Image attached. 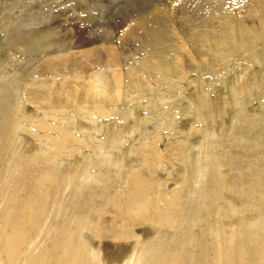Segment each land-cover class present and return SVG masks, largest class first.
<instances>
[{
	"label": "rangeland",
	"instance_id": "1",
	"mask_svg": "<svg viewBox=\"0 0 264 264\" xmlns=\"http://www.w3.org/2000/svg\"><path fill=\"white\" fill-rule=\"evenodd\" d=\"M14 1L0 0V64L3 63L0 66V211L7 208L6 213L4 210L1 213L4 218L0 227L6 224L7 231L12 232V227L18 226L19 218L23 217V209L19 211L18 207H30V201L39 203L40 221L31 230L33 239L41 230L44 234L35 239L38 242L34 254L26 256L31 258L26 264L48 263V255L54 248L59 249L60 254L54 250L50 264H62L67 262L68 258H62L70 249L92 243V248L103 246L112 257L124 246L116 248L115 237L129 225L139 227L134 234L140 230L142 247H154L156 253L163 256L164 264H264V0H21L16 5L18 8L10 11ZM157 6L164 13L161 20L153 17ZM7 14L19 34L48 37L45 42L48 52L57 39L70 37L69 41L74 42L81 37L89 38L92 34L88 31L81 37L74 34V30L83 26L80 21L96 31V43L71 48L62 51L63 54L54 53L62 55L58 57L60 61L49 53L52 56L45 59L57 60L42 68L40 60L45 59L28 53L27 43L19 45L20 39L9 36L4 30ZM50 29L54 34H49ZM185 44L192 58L179 60L180 49ZM88 46L97 55L89 57V54L79 53L90 49ZM109 46L116 49L122 63L121 73L120 70L112 72L116 64L110 65L108 58L105 59L110 57L105 50ZM71 50L77 52L76 61ZM77 60L82 61L81 64H77ZM180 62L185 63V67ZM29 63L34 69L24 78L23 71L30 68L26 67ZM104 70L109 82L114 81V73L115 77H119L118 72L122 74L120 88H117L120 101L111 98L105 105L93 107L90 103L92 107L87 106L89 101L83 100L86 83L94 78L95 72ZM105 77L91 82H96L94 86L100 82L103 87L108 83ZM68 78L83 86L72 85L82 91L76 94L77 103H68L70 84L53 86L54 82L61 83ZM39 80H45V84L35 90L41 91L42 97L30 101L29 88L36 87L32 84ZM22 114L29 118L23 119ZM18 122L22 127L17 126ZM32 131L36 134L34 137H30ZM21 137L24 143L27 138L29 149L15 153V141L19 142ZM63 137H68L67 141L65 138L63 141ZM10 141H14L13 147ZM60 142L68 145L62 146ZM151 142H155L157 152L148 159L160 170L154 179L161 185L152 188L154 182L145 183L149 192L143 191L141 203L137 200L134 205L127 204L124 202L127 197H121L123 207L114 206V192L122 196L123 191H127V177L135 168L143 167V173L147 172L144 167L148 161L143 154ZM124 144L129 147L128 158L114 164L113 159L124 154ZM101 150L107 153L102 155ZM87 155L92 156L95 164L90 171H82V176L85 178L89 173L94 182L86 185L84 194L80 193V186L86 179L81 175L72 179L70 174L72 167L80 166ZM151 163L148 167L152 170ZM180 169H186L187 173H180ZM105 174L110 176L105 177ZM181 177L184 179L180 182ZM59 183L62 187L57 191ZM184 183L188 185L187 192L179 193L175 207L170 208L176 209L179 205L174 211L175 219L184 220L171 226L152 219L158 216L164 201L172 199V191L182 188ZM70 185L73 190L68 188ZM69 190L63 201L64 208L57 210L51 206L54 198ZM44 207L48 211L44 212ZM32 212L37 213V210ZM91 212L94 216H89ZM149 219L154 225L147 222ZM253 224L254 229H248ZM47 228L49 234H46ZM233 229L240 232L248 229L250 234L246 236L250 243L242 244L246 231L243 236L238 232L234 248ZM112 231L115 236L110 234ZM133 231L130 229L128 234L133 235ZM97 232H101L100 238ZM132 243L128 248L134 247ZM28 247L26 244L22 251L28 252ZM77 252H81L80 248ZM141 253L142 250H129L114 264H132ZM111 257L112 263L116 259L111 260Z\"/></svg>",
	"mask_w": 264,
	"mask_h": 264
},
{
	"label": "bare ground",
	"instance_id": "2",
	"mask_svg": "<svg viewBox=\"0 0 264 264\" xmlns=\"http://www.w3.org/2000/svg\"><path fill=\"white\" fill-rule=\"evenodd\" d=\"M20 1L21 0H15L14 1V4L12 5V8L11 9H9L10 11H13L15 8H18L16 5H18V4H20ZM53 5H54V3H53ZM9 7V6H8ZM39 8V7H38ZM38 10V9H37ZM39 10H40V8H39ZM38 10V11H39ZM43 11V10H42ZM186 11V10H185ZM184 11V12H185ZM44 12V11H43ZM65 12V11H64ZM167 13V12H166ZM172 13V12H171ZM41 14V13H40ZM64 14V13H63ZM168 14V13H167ZM249 14V13H248ZM259 14V13H258ZM44 15V14H43ZM43 15H42V17H43ZM67 15H69V14H67ZM175 15V14H174ZM163 16H164V13H163V11L160 9V7H156L155 9H154V12H153V17H156V18H158V20H161L162 18H163ZM248 16V15H247ZM255 16H258V15H255ZM70 17V16H69ZM258 17H260V16H258ZM8 18H9V15L7 14L6 15V17H5V24H4V30L5 31H7V34L10 36V34H11V36L13 37H18L20 40H18V42H19V45L21 44V43H25V45H26V43L28 44V46H29V48H27L26 47V50H27V52L28 53H30V54H34V55H40L42 58H44V57H46V56H50L51 54H49V53H52V54H54V53H58V52H61L62 53V51L64 52V51H68V49H71V48H73V49H76V48H79V47H82L83 48V46H85V45H93L94 43H96V40L95 39H97L96 37V35H97V33H96V31L93 29V28H91V26L89 25V26H87L86 24H84V23H82L81 21H80V25H83V26H79V30L78 31H76V30H74L75 32H74V34L75 35H77V36H79V37H81L82 36V34L83 33H87V31L89 32V33H91L90 35V37L89 38H87V37H85V38H83V39H79L78 41H74V42H70L69 41V38L70 37H67L66 39L65 38H61V39H57L54 43H52V45L48 48V50L50 51V52H48L47 51V47H45V42H47L48 40H47V38L46 37H44V36H36L35 34H31V35H25V34H19V32H18V27H15V28H13L12 27V25L10 24V22H9V20H8ZM93 19V18H92ZM232 19V18H231ZM261 19V18H260ZM44 20H45V18H44ZM48 21V20H47ZM94 21V20H93ZM41 22H43V21H41ZM242 22V21H241ZM260 22V21H259ZM22 23V22H21ZM25 24H27V23H25ZM88 24V23H87ZM140 24V23H139ZM47 25V24H46ZM40 26V25H39ZM70 26H68V28H69ZM67 28V27H66ZM174 28H175V26H174ZM12 29H14V31H15V33L13 32V30ZM65 29V28H64ZM187 29V28H186ZM72 30V29H71ZM140 30H142V26L140 27ZM238 30V29H237ZM41 31V30H40ZM144 31V33L146 32V30H143ZM3 32V31H2ZM37 32V31H36ZM43 32V31H42ZM58 32V31H57ZM62 32H64V31H62ZM105 32V31H104ZM14 33V34H13ZM38 33V32H37ZM46 33V32H45ZM54 34L53 33V30L52 29H50V33L49 34ZM190 33H191V30H190ZM190 33H189V31H188V34L190 35ZM41 34V33H40ZM61 34V33H60ZM72 34H73V32H72ZM73 34V35H74ZM102 34V33H101ZM17 35V36H16ZM45 35V34H44ZM48 35V34H47ZM46 35V36H47ZM74 35V36H75ZM127 35H128V33H127ZM126 35V36H127ZM49 36V35H48ZM53 36V35H52ZM52 36H50V38L52 37ZM54 36H56V35H54ZM84 36V35H83ZM188 36V35H187ZM193 36V35H192ZM57 37V36H56ZM65 37V36H64ZM78 37V38H79ZM181 37V36H180ZM194 37V36H193ZM49 38V39H50ZM74 38H76V37H74ZM182 38V37H181ZM12 39V38H11ZM54 39V38H53ZM71 39V38H70ZM72 39H73V37H72ZM186 39V38H185ZM191 39H193V38H191ZM195 39V38H194ZM10 40V39H9ZM66 40H68L67 42H66ZM74 40V39H73ZM181 40V39H180ZM182 40H183V38H182ZM17 41V40H16ZM99 41V40H98ZM97 41V42H98ZM106 42H107V40H105ZM193 41V40H192ZM227 41H229V40H227ZM226 41V42H227ZM17 42V43H18ZM184 42V41H183ZM51 43V42H50ZM108 43V42H107ZM122 43V42H121ZM125 43V42H124ZM185 43V42H184ZM105 44V43H104ZM179 44V43H178ZM226 44V43H225ZM9 45V44H8ZM22 45V44H21ZM106 45V44H105ZM104 45V46H105ZM213 45H214V43H213ZM24 46V45H23ZM99 46V45H98ZM103 46V47H104ZM177 46V45H176ZM195 46V45H194ZM226 46V45H225ZM225 46H223V47H225ZM229 46V45H228ZM89 47V46H88ZM221 47V46H220ZM19 47H17L16 49H18ZM90 49H84L85 51H80L79 53H81V54H83L84 55V53L85 54H87V56H88V54L90 55L89 57H93L92 55H94L96 52H92V51H90L91 49H92V47H89ZM194 48V47H193ZM192 48V49H193ZM215 48V47H214ZM217 48H218V46H217ZM222 48V47H221ZM103 49H105V48H103ZM216 49V48H215ZM14 50V49H13ZM93 50L94 51H97V50H99L98 48H96V50L93 48ZM105 50H107V54H109V56L110 57H106L105 59H107L106 61H108V63L111 65V64H116V65H113V66H115L116 68L112 71V72H117L118 70H120L119 72L121 73L122 71V67H121V64L122 63H120V59H118L119 58V56L118 55H116V49H114V48H111L110 46L107 48V49H105ZM181 50V55H180V58H179V60H181V59H187L188 57L190 58H192V54H191V51H190V49H189V47H188V45H183L182 46V48L180 49ZM195 50V49H194ZM218 50V49H217ZM17 51V50H16ZM71 51H74V50H71ZM117 51H118V49H117ZM177 51V50H176ZM213 51V50H212ZM219 51V50H218ZM14 52V51H13ZM47 52V53H46ZM39 53V54H38ZM78 53V54H79ZM98 53V52H97ZM99 53L101 54L102 52H100L99 51ZM214 53H216V52H214ZM63 54V53H62ZM65 54V53H64ZM70 54V53H69ZM74 54H76L77 55V52H73V56H72V52H71V56L73 57V59L75 58L74 57ZM80 54V55H81ZM99 54V55H100ZM227 54V53H226ZM55 55V54H54ZM82 55V56H83ZM95 55H97V54H95ZM99 55L97 56L98 58H99ZM52 56V55H51ZM55 56H57V59H58V57H60L61 58V56L62 55H55ZM54 56V57H55ZM86 56V55H85ZM101 56H102V54H101ZM64 57V56H63ZM72 57H71V59H72ZM77 57V56H76ZM46 58H48V57H46ZM50 58V57H49ZM59 58V59H60ZM45 59V58H44ZM54 59V58H53ZM57 59H54V60H57ZM58 59V60H59ZM66 59H67V56H66ZM68 59H70V58H68ZM72 59V60H73ZM78 59V58H77ZM94 59H96V58H94ZM105 59H103V60H105ZM54 60H52V58L51 59H45V60H40V61H42V63L40 64L39 63V61H38V63L40 64V66L39 67H44V66H46L47 64H50L51 63V61H54ZM61 60V59H60ZM59 60V61H60ZM62 60H64V59H62ZM90 60H92V59H90ZM90 60H89V62H90ZM103 60H102V62H103ZM179 60H178V62H179ZM191 60V59H190ZM44 61V62H43ZM74 61H76L75 59H74ZM74 61H73V64H74ZM78 61V60H77ZM97 61V60H96ZM99 61V60H98ZM97 61V62H98ZM101 61V60H100ZM105 61V62H106ZM57 63H58V61H56ZM67 62V61H66ZM71 62V61H70ZM80 62H82V61H78L77 62V64L79 63V64H81ZM102 62H100V64H102ZM185 62V61H184ZM38 63H36V64H38ZM52 63H54V62H52ZM60 63V62H59ZM65 63V62H64ZM91 63V62H90ZM94 63V62H93ZM99 63V62H98ZM56 64V63H55ZM72 64V63H71ZM72 64V65H73ZM83 64V63H82ZM88 64V63H87ZM99 64V65H100ZM180 64L182 65V66H184L185 67V63H181L180 62ZM1 65H3V63H1L0 64V66ZM91 65V64H90ZM90 65H89V67H90ZM93 65H95V64H93ZM98 65V64H97ZM103 65H105L104 63H103ZM102 65V66H103ZM110 65H106L108 68H110L111 66ZM77 66H79V65H77ZM84 65H82V67H83ZM101 66V65H100ZM99 66V67H100ZM101 66V67H102ZM110 66V67H109ZM26 67H30V63H29V65H27ZM71 67V66H70ZM74 67H76V66H74ZM88 66H87V69L89 68ZM106 67V68H107ZM33 67L31 66L28 70H24L23 71V77L24 78H26L27 76H28V72L30 73V72H33V69H32ZM77 68V67H76ZM75 68V69H76ZM81 68V67H80ZM86 68V67H85ZM95 68H96V66H95ZM105 68V69H106ZM71 69V68H70ZM74 69V68H73ZM73 69H71V70H73ZM74 69V70H75ZM90 69V68H89ZM97 70H99V68H96ZM102 69V68H101ZM90 70H92V69H90ZM94 70V69H93ZM77 71H80V70H77ZM81 71H83V69H81ZM74 74H75V72L74 71H72ZM84 72V71H83ZM88 71H86L85 73H87ZM111 72V71H110ZM119 72H118V76L119 77H115V73H114V75L112 76L113 78H114V81H112V82H109V78L107 79L105 76H104V74L106 73V71L104 70V71H97V72H95V75H93L94 76V78H91V77H89V78H91L92 80L91 81H96V78H103V77H105V80L107 81L108 80V83L106 82L105 83V85L102 87V84L100 85V82H99V85H100V87L101 88H99L98 90H97V87L99 86V85H97V86H94L95 85V83L94 82H89L88 80V84L86 83V85H87V87H85V88H87V90H85L86 91V93L83 95V100H86V101H89V104L90 103H92V104H90V105H87V106H93V107H95L96 106V104H100V105H105V104H107V103H110L111 102V100L113 99L114 101H120V97H121V94H120V92H119V90H117V88L119 87L120 88V83H121V80H122V74H119ZM72 73V74H73ZM82 73V72H81ZM80 73V74H81ZM91 73V72H90ZM124 73V72H123ZM69 74H70V72H69ZM68 74V75H69ZM72 74H70V75H72ZM77 74V73H76ZM76 74H75V76H76ZM88 74V73H87ZM63 75H65V73L63 74ZM63 75H61L62 77H63ZM90 75V74H89ZM108 76H109V74H107ZM59 76V75H58ZM65 76H67V74L65 75ZM80 76H82V75H80ZM86 77V75H83V77ZM90 76H92V74L90 75ZM22 77V78H23ZM60 77V76H59ZM81 78V77H80ZM89 78H86V79H89ZM64 79H66V78H64ZM69 79H71V78H68V81H66V80H63L61 83L59 82V81H56V82H54L53 83V86L56 88L57 87V85H61V84H63V85H71L70 87L68 86L67 88H68V92H69V95H70V93H71V95L67 98L68 99V103L70 104L72 101L74 102V103H77L76 101H74L75 100V97H76V94H79L78 92L80 91L79 90V86H80V82H79V84H76V82H71ZM85 79V80H86ZM97 79V80H98ZM1 80V79H0ZM78 80V79H77ZM80 80V79H79ZM83 80L81 79V82H82ZM60 83V84H57V83ZM77 82V83H78ZM85 82V81H84ZM43 84H45V80H39V81H36L35 82V84H32V85H36V87H34V88H29V93H30V95H29V97H30V101H32V100H34V101H38L39 99L37 98V97H39V98H41L42 97V92L40 91V92H37V91H35V90H37L38 88H41L42 86H43ZM82 84H83V82H82ZM31 85V86H32ZM72 85H78V87L77 86H75V89L77 90H75L73 87L74 86H72ZM85 85V84H84ZM85 85V86H86ZM82 86V85H81ZM81 86H80V88H81ZM83 87V86H82ZM82 90H83V88H82ZM113 91H117V94H114L113 93ZM80 92H82V91H80ZM99 92H101V93H99ZM224 93V92H223ZM76 98H78V97H76ZM112 98V99H111ZM79 99V98H78ZM77 99V100H78ZM80 99H82V98H80ZM82 100V101H83ZM79 101V100H78ZM67 103V104H68ZM83 103H85V102H83ZM66 104V105H67ZM87 104V103H86ZM34 105V104H33ZM74 105V104H73ZM79 105V104H78ZM76 106H77V104H76ZM91 106V107H92ZM79 107H80V105H79ZM98 107V106H97ZM84 108V107H83ZM85 109H88V108H86V106H85ZM89 110V109H88ZM91 110H92V108H91ZM25 113V112H24ZM244 113V112H243ZM22 116H23V119L24 118H29V116L27 115V114H22ZM22 119V120H23ZM21 122V121H20ZM17 126L18 127H22V126H20L19 125V122H18V124H17ZM38 126V125H37ZM40 126V125H39ZM42 127V126H41ZM41 127H37V129H40ZM44 127V126H43ZM42 127V128H43ZM58 128V127H57ZM62 128V127H61ZM60 129V128H59ZM68 129V128H67ZM67 129H65V130H67ZM65 130H64V133H65ZM39 131V130H38ZM33 132V131H32ZM31 132V133H32ZM60 132H62V131H60ZM67 133V132H66ZM65 133V134H66ZM30 134V133H29ZM63 134V133H62ZM65 134H63V135H65ZM31 135H32V137H34L36 134H35V132H33L32 134H30V137H31ZM34 135V136H33ZM39 135V134H38ZM67 135H68V133H67ZM43 136V135H42ZM73 136V135H72ZM71 136V137H72ZM44 137V136H43ZM69 137V136H68ZM67 137V138H68ZM75 137V136H74ZM16 138V137H15ZM38 138H40V137H38ZM37 138V139H38ZM47 138H49V136L47 137ZM62 138V137H61ZM65 137H63V141L66 139V141H67V138H65ZM43 139V138H42ZM23 140V137H21L20 138V140H19V142H21ZM26 140H27V138H26ZM25 140V142L26 143H24V142H21V143H19V142H16L15 140V146H16V151H14L15 153H19V152H23V151H25V150H28L29 149V145H27L28 143V141H26ZM29 140V139H28ZM52 140V139H51ZM54 140V139H53ZM78 140V139H77ZM14 141H10V143H11V147H13V142ZM31 141V140H30ZM58 141V140H57ZM56 141V142H57ZM65 141V142H66ZM69 141V140H68ZM43 142H44V140H43ZM49 142V141H48ZM83 142V141H82ZM41 143V142H40ZM58 143V142H57ZM56 143V144H57ZM74 143H76V142H74ZM78 143V142H77ZM80 143V142H79ZM55 144V143H54ZM59 144H61L62 145V142H60ZM67 144V143H66ZM65 144V145H66ZM201 144V143H200ZM45 145V144H44ZM60 145V146H61ZM64 145V142H63V145L62 146H65ZM68 145V144H67ZM75 145V144H74ZM80 145H82V143L80 144ZM87 145V144H86ZM94 145H96V144H94ZM122 145V144H121ZM202 145V144H201ZM61 146V147H62ZM70 146L71 145H69L68 147H69V149H70ZM76 146V145H75ZM41 147V146H40ZM44 147V146H43ZM80 147V146H79ZM49 148V147H48ZM59 148V147H58ZM73 148V147H72ZM77 148V147H76ZM103 148H105V147H103ZM196 148V147H195ZM56 149H57V146H56ZM65 149V148H64ZM78 149V148H77ZM100 149V148H99ZM15 150V149H14ZM65 150H68V148L67 149H65ZM64 150V151H65ZM11 151H12V149H11ZM48 151V150H47ZM102 151V150H101ZM124 154H122L121 153V155H119L116 159H113V163L115 164H118V163H123V162H125L126 161V159L128 158V155H129V147L128 146H126L125 144H124ZM54 152V151H53ZM59 152V151H58ZM73 152V151H72ZM156 152H157V148H156V144H155V142H151V143H149L148 145H147V149L144 151V154H143V157H144V159H145V161L147 162L148 161V163L146 164V166L148 167V164L149 163H151L150 162V160L148 159V156H152V155H155L156 154ZM24 153V152H23ZM61 153H63V152H61ZM100 153V152H99ZM106 154L107 153V151L105 150V151H102L101 152V154ZM43 154V153H42ZM54 154V153H53ZM76 154V153H75ZM102 154V155H103ZM18 154H16V156H17ZM62 155V154H61ZM77 155V154H76ZM79 155V154H78ZM72 156H73V154H72ZM80 156V155H79ZM85 156V155H84ZM88 156V155H87ZM86 156V160H84L83 159V162H82V164L79 162V164H81L80 166H77L75 169H74V167H75V165L72 167L73 169H72V171H71V176H72V179L75 177V175H77V177L79 176V175H81V178L82 179H86V183L84 184V185H81L80 187H81V189H80V193H83L84 192V194H85V192H86V190H84L85 188H86V185L87 184H91V183H93L94 182V178H91V174H87L86 175V177L85 178H83V172L82 171H84V170H86V169H88L89 171H90V168H92L93 169V167H94V161L92 160V156L91 155H89L88 157ZM176 156L177 155H175L174 157L176 158ZM53 157V156H52ZM59 157H60V155H59ZM96 157V156H95ZM4 158V157H3ZM73 158V157H72ZM98 158V157H97ZM178 158V157H177ZM176 158V159H177ZM40 159V158H39ZM63 159V158H62ZM61 159V160H62ZM81 159V158H80ZM97 161H98V159H96ZM95 160V161H96ZM77 162H78V160H77ZM142 163H144L143 161H142ZM14 163H12V165H13ZM78 164V163H77ZM76 164V165H77ZM78 164V165H79ZM11 165V166H12ZM151 165L153 166V169L151 170V168L150 167H148V168H150V170L151 171H149V169L145 166L144 168H146L147 169V172H145V170H144V173H143V169H141V168H143V167H141L140 169L139 168H135V171L131 174V176H128L127 177V181H126V192L125 191H123V194H122V196L120 195V194H117V193H115L114 192V194H116V196H114V198H113V205L114 206H116V207H120V206H122L123 207V205H122V201L120 202V198L121 197H127V199L126 200H124V202H126L127 204H131V205H134V203L137 201V200H139L140 201V203L142 202V197L145 195V192H146V194L149 192H147V189H146V186H145V183H148V185H149V183H151V182H154V184L152 185V188L153 187H155V186H159V185H161V182L159 181V180H157V181H155V176H156V174H158L159 172H160V170L158 169V170H156L157 168L151 163ZM140 166H142V164L140 165ZM150 166V165H149ZM13 167H15L16 168V166H13ZM68 168V167H67ZM15 170V169H14ZM57 170V169H56ZM59 170V169H58ZM61 170V169H60ZM106 170V169H105ZM186 170V169H185ZM185 170H183V169H180V173L183 171H185ZM63 171V170H62ZM188 171V170H187ZM15 172V171H14ZM186 172V171H185ZM184 172V173H185ZM62 173V172H61ZM187 173V172H186ZM65 174V173H64ZM109 174V173H108ZM108 174H105V177H106V175H108ZM183 174V173H182ZM60 175H63V174H60ZM140 175H142V176H140ZM146 175V176H145ZM64 176V175H63ZM108 176H110V175H108ZM112 177H113V174L111 175ZM169 176H170V174H169ZM96 177V176H95ZM172 177V176H171ZM174 177V176H173ZM53 178H55L54 176H53ZM98 178V177H97ZM109 178V177H108ZM183 177H181L180 178V182H181V179H182ZM72 179H69V180H72ZM105 179H107V178H105ZM184 179V178H183ZM100 180H101V177H100ZM146 180H148V181H146ZM105 181V180H104ZM168 181V180H167ZM179 182V181H178ZM60 184V183H59ZM152 184V183H151ZM55 185V184H54ZM62 184H60V186H58V188H56L57 189V191H60V189H61V186ZM148 187V186H147ZM188 187V185H186L185 183H184V185H183V187L182 188H180V189H177V190H173L172 191V199H170V201L168 200H166V201H164V204H163V206L161 207V209H160V211H159V213H158V216L156 217V218H153L152 217V219H155V220H157L158 222H159V224H168V225H173V223H177V221L178 222H180V221H182V220H184L182 217L181 218H179V219H175V216H176V212L174 213V211L178 208V206L176 207V209H170L174 204H175V202H176V199H177V197L179 196V193H185V190H186V188ZM68 188H73V187H71V185L70 186H68ZM150 188H151V186H150ZM185 188V189H184ZM123 189V188H122ZM73 190V189H72ZM152 191H154L153 189H151ZM56 191V192H57ZM111 191H113V189L111 190ZM143 191H145V192H143ZM47 192H48V190H47ZM70 192V190L68 191V192H66L65 194H62V195H60V196H58L57 198H54V201H53V203H52V205L51 206H53L54 205V207L57 209V210H61L62 208H64V204H63V201H65V197L67 196V194ZM79 192V191H78ZM151 192V191H150ZM186 192H187V190H186ZM189 192V191H188ZM157 193V192H156ZM75 194V193H74ZM83 194V195H84ZM158 194V193H157ZM78 195H79V193H78ZM78 195H77V197H78ZM82 195V194H81ZM171 195H170V197H171ZM75 196V195H74ZM188 196V195H187ZM48 197L49 196H47L46 197V203H45V205H47V200H48ZM73 197V196H72ZM186 197V196H185ZM76 198V197H75ZM82 198V197H81ZM145 198V197H144ZM169 198V197H168ZM180 198V197H179ZM35 199V198H34ZM79 198H76L75 200H78ZM37 200H38V198H37ZM74 200V199H73ZM82 201V200H81ZM85 201V200H84ZM256 201V200H255ZM73 202V201H72ZM81 203V202H80ZM178 203V202H177ZM179 203H181V201L179 202ZM1 204V203H0ZM177 205V204H176ZM30 207H31V209H30ZM30 207L28 206V205H25L23 208H21V207H18L19 208V211L20 210H22L23 209V217L20 219L19 217H20V215H19V220H18V222H19V225L18 226H13L12 227V232H8L7 230H8V226L5 224V226L2 228V227H0V257L2 258V259H0V264H26L28 261H30V259H28L30 256H32L34 253H33V251H34V249H35V245H37V240L40 238V236L41 235H43L44 234V231L43 230H41V231H39V236L38 237H35V239L37 238V240H35V239H33V234H32V227L34 228V226H36V225H38V223H39V221H40V219H38V217L40 216V211H39V203L37 202V201H30ZM174 207H175V205H174ZM6 209L7 208H3L1 211H0V224L2 223V219L4 218L3 217V215L1 214L2 213V211L4 210V212L6 213ZM67 209V211H68V209H69V207H67L66 208ZM233 209H234V206H233ZM37 210V213H34V212H32V211H36ZM27 211L29 212V213H27ZM45 211H48V208L47 207H44V212ZM53 211H54V208H53ZM178 211V210H177ZM53 213V212H52ZM178 213V212H177ZM58 214V213H57ZM180 214V213H179ZM178 214V215H179ZM94 216V214L91 212L90 213V215L89 216ZM178 217V216H177ZM94 218V217H93ZM146 219H147V217H146ZM47 220V219H46ZM147 222H150V223H152L153 224V222H152V220L151 219H149ZM180 224V223H179ZM183 224V223H182ZM248 224V223H247ZM259 224V223H258ZM149 225H151V224H149ZM154 225V224H153ZM166 226V225H165ZM161 227V226H160ZM168 227V226H167ZM180 227V226H179ZM251 227H253V229H254V224H253V226L251 225L248 229H250ZM2 228V229H1ZM80 228H82V227H80ZM139 228V227H138ZM138 228H136V226H134V225H129L128 226V228H126L125 230H123L121 233H120V235H118V236H116L115 237V240H116V244H114V245H116V248L117 247H121V246H119V245H121V244H123L124 246H123V248L121 247V249H120V252L118 253V254H114L113 252V254L114 255H112V257L111 256H109V254H110V252L108 253L107 251H105L104 249H103V246H101L102 248L100 249V247H99V249L98 248H92V245H94L93 243L92 244H83V245H81L79 248H80V250H81V252L80 253H78L77 252V249H79V248H72V249H70L67 253H66V255L62 258V260H64V259H66V258H68V260H67V262H64V263H62V264H104V263H106V264H114L116 261H117V259H121V257L123 256L122 254H126L127 253V251H129V250H137V251H139V250H142V253H141V255H140V257H138V255L136 256V258H135V262L134 263H132V264H164V262H163V256L158 252V253H156V251H155V248L154 247H150L151 249H144L143 247H142V244L139 242V239H140V237H141V233H140V230H138V234L137 233H135L134 234V232H135V230L136 229H138ZM174 228V227H173ZM37 229V228H36ZM130 229H132V230H134L133 231V235H129L128 234V231H130ZM248 229H242L241 230V232H240V230H235V229H233V233L231 234V240H232V246L234 247V248H236V244L238 243V241L236 242L234 239H235V237L237 236V234L236 233H238L239 232V236H241L242 235V233L244 232V231H246L245 232V234H243V235H245L246 236V234H250V232L248 231ZM49 228H47L46 229V234H49ZM142 231V230H141ZM253 231V233H255L256 232V230L254 231V230H252ZM37 232H38V229H37ZM259 232V231H258ZM261 232H263L262 231V229H261ZM220 233V231L218 232V234ZM91 234V233H90ZM111 235L113 234V236H115L114 235V233H113V231L110 233ZM37 235V234H36ZM101 232H97V237L98 238H100L101 237ZM242 235V236H243ZM256 235V234H255ZM85 236H86V234H85ZM85 236H83L82 235V237L85 239ZM252 236H253V234H252ZM222 237V236H221ZM256 237V236H255ZM258 238V237H257ZM259 238H260V236H259ZM258 238V239H259ZM93 239V238H92ZM222 239V238H221ZM225 239V238H224ZM237 239H238V237H237ZM242 239H244L243 240V242H242V244H249L250 243V239L246 236V238H242ZM256 239V238H255ZM261 239V238H260ZM86 240V239H85ZM88 240V239H87ZM98 241H99V239H97ZM92 241V240H91ZM94 241V240H93ZM222 241V240H221ZM225 241H227V240H225ZM242 241V240H241ZM252 241V240H251ZM256 241V240H255ZM131 242H133L132 244H133V246L134 247H132L131 249L130 248H128V246L131 244ZM230 242V241H229ZM254 242V241H253ZM89 243V242H88ZM120 243V244H119ZM218 243V242H217ZM225 243V242H224ZM254 243H256V242H254ZM26 244H28L29 245V251L28 252H26V253H24L23 251H22V249L26 246ZM96 244V243H95ZM98 244V243H97ZM239 244H240V241H239ZM126 245V246H125ZM224 245V244H223ZM227 245H230V244H227ZM252 245V244H251ZM262 245V244H261ZM264 245V244H263ZM222 246V245H221ZM225 246V245H224ZM255 246V245H254ZM56 247V246H55ZM95 247H96V245H95ZM107 247V246H106ZM106 247H105V249H106ZM226 247H229V246H226ZM225 247V249L226 250H228L227 248ZM240 247V246H239ZM245 247H246V245H245ZM247 247H249V246H247ZM261 249H262V246H259ZM221 248V247H220ZM222 248H223V246H222ZM221 248V249H222ZM258 248V247H257ZM56 249L57 248H54V250L56 251ZM125 249V250H124ZM129 249V250H128ZM252 249V248H251ZM256 249V248H255ZM54 250H53V252H54ZM117 250V249H116ZM127 250V251H126ZM248 250V249H247ZM246 250V251H247ZM257 250V249H256ZM121 251H125V252H121ZM234 251V250H233ZM242 251V250H241ZM263 251V250H262ZM53 252H51V254H49L48 255V257L51 259V257H52V255H53ZM219 252V251H218ZM224 252V251H223ZM236 251H234L233 253H235ZM239 252V251H238ZM259 252H261V250L259 251ZM56 253L59 255L60 254V250L59 249H57V251H56ZM116 253V252H115ZM221 253H222V251H221ZM220 253V254H221ZM226 253H228V252H226ZM252 253H254L253 252V250H252ZM263 253V252H262ZM30 254V255H29ZM125 254H124V256H125ZM223 254V253H222ZM238 254V253H237ZM227 255V254H226ZM235 256H236V254H234ZM246 255H248V253L246 254ZM245 255V256H246ZM250 255V254H249ZM253 255V254H252ZM26 256H28V258L26 257ZM223 256V255H222ZM222 256H219V258L221 257L222 258ZM230 256V255H229ZM229 256L227 257V258H229ZM255 256V255H254ZM110 257H111V260L112 259H116L114 262L112 261V263H111V261H110ZM225 257V256H224ZM223 257V258H224ZM249 257V256H248ZM247 257V258H248ZM253 257V256H252ZM28 260H27V259ZM220 258V259H221ZM243 258V257H242ZM249 258H251V257H249ZM50 259L48 260V263H45V264H50ZM125 259V258H124ZM236 259H237V257H236ZM256 259V258H255ZM255 259H254V261H255ZM260 259V258H259ZM44 260H45V258H44ZM230 260V259H229ZM228 260V261H229ZM232 260V259H231ZM246 260V259H245ZM253 260V259H252ZM262 261H263V259H261ZM223 261H226V260H223ZM243 261V260H242ZM250 261V260H249ZM230 262H234V261H230ZM256 262V261H255ZM43 264H44V262H43ZM124 264H126V263H124ZM228 264V263H227ZM235 264V263H234ZM247 264V263H246ZM253 264H254V262H253Z\"/></svg>",
	"mask_w": 264,
	"mask_h": 264
}]
</instances>
